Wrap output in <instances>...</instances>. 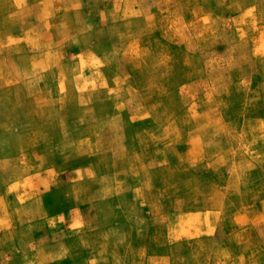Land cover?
I'll return each mask as SVG.
<instances>
[{
	"label": "rangeland",
	"instance_id": "rangeland-1",
	"mask_svg": "<svg viewBox=\"0 0 264 264\" xmlns=\"http://www.w3.org/2000/svg\"><path fill=\"white\" fill-rule=\"evenodd\" d=\"M261 70L264 0H0V264H264Z\"/></svg>",
	"mask_w": 264,
	"mask_h": 264
},
{
	"label": "crops",
	"instance_id": "crops-1",
	"mask_svg": "<svg viewBox=\"0 0 264 264\" xmlns=\"http://www.w3.org/2000/svg\"><path fill=\"white\" fill-rule=\"evenodd\" d=\"M262 73H264L263 70H261ZM11 83V82H10ZM259 87L262 91V94H264V77L263 79L260 80L259 83ZM245 121L249 122V128L246 129L247 131V136L249 137L250 140H253V136H254V130L252 128L254 121L258 120L256 118V116L253 115H249V116H245L243 118ZM258 121H264V117L261 118V120ZM263 123V122H262ZM264 125V123H263ZM248 139V143L251 145L252 141H249ZM247 143V144H248ZM247 144H245L246 147V152H248L249 148L248 146H246ZM254 161H259L256 160L255 156L252 157ZM261 160L259 163H264V157L261 158ZM46 181V179H45ZM44 200V199H43ZM217 244V243H216ZM160 248L163 249H167V251L162 252L165 256L164 259H167L166 262H169L170 264H178L181 263L182 264H189V258L191 259V257H195L196 260H203L205 257L207 259H209L211 257V251L210 248H213L215 246V242H206L205 240H201V241H196V242H189V241H175V240H170L168 242H164L162 244H160ZM181 249H184L183 251H181ZM180 254V256H179ZM210 256V257H209ZM179 259H181V261H178ZM202 263V262H201Z\"/></svg>",
	"mask_w": 264,
	"mask_h": 264
}]
</instances>
